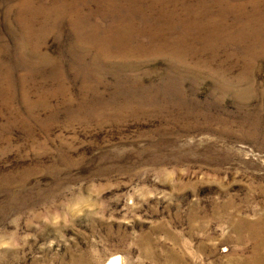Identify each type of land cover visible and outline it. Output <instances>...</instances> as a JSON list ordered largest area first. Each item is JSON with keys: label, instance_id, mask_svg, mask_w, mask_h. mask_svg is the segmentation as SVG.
I'll list each match as a JSON object with an SVG mask.
<instances>
[{"label": "rangeland", "instance_id": "374dc122", "mask_svg": "<svg viewBox=\"0 0 264 264\" xmlns=\"http://www.w3.org/2000/svg\"><path fill=\"white\" fill-rule=\"evenodd\" d=\"M264 264V0H0V264Z\"/></svg>", "mask_w": 264, "mask_h": 264}, {"label": "bare ground", "instance_id": "6f19581e", "mask_svg": "<svg viewBox=\"0 0 264 264\" xmlns=\"http://www.w3.org/2000/svg\"><path fill=\"white\" fill-rule=\"evenodd\" d=\"M107 264H119L118 258H113L111 261H109Z\"/></svg>", "mask_w": 264, "mask_h": 264}]
</instances>
